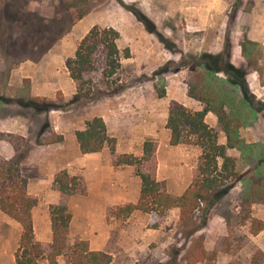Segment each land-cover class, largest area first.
<instances>
[{"label":"rangeland","instance_id":"1","mask_svg":"<svg viewBox=\"0 0 264 264\" xmlns=\"http://www.w3.org/2000/svg\"><path fill=\"white\" fill-rule=\"evenodd\" d=\"M129 8L140 12L144 22ZM94 26L113 28L120 34V67L112 77L106 76V62L103 56L98 57L93 85L85 95L76 96L78 86L66 63ZM248 41L259 45L253 55L263 68L262 76L249 66ZM221 52H228L235 65L249 72L248 93L255 111L241 104V94L231 95L233 108L227 109L233 111L229 118L239 126L240 139L254 153L246 159V149L227 147L225 154L231 161L226 164L218 158L216 171L212 168L201 175L203 148L195 143L171 145L166 125L175 103L193 112L204 109L201 101L189 95L190 66L204 53ZM205 74L200 72L199 76L203 79ZM219 78L224 80L225 76L219 74ZM212 84L219 89L222 86L220 82ZM36 97L56 102V108L38 109L31 102ZM104 101L111 102L112 110L122 112L112 125L122 143L127 136H133L135 144L140 142L137 149L147 140L155 142L158 180L165 182L169 193L179 197L199 178L200 183L217 181L222 195L212 202H201L185 219L180 208L164 215L137 210L124 219L115 216L118 206L110 207L105 221L111 235L94 244L90 230L104 218L100 212L96 217L84 214L94 213L95 205L81 173L75 176L85 181L83 194L66 197L54 184L44 190L28 186L29 193H39L36 210L41 215L54 203L66 204L76 214L69 245L88 240L91 248H103L111 254L112 264H190V252L200 235L212 257L198 264H250L258 250L264 252V230L258 236L250 233L253 219L264 222V201L254 203L249 215L242 209L243 178L253 165H258L255 186L264 183V165L255 159L256 154H264V0H0L1 158L11 159L18 153L24 157L23 175L38 177L40 167L31 169L29 159L44 162L53 155L50 159L57 161L59 155L53 149L64 143L73 157L76 132L85 129L86 121L98 114ZM136 109L142 113L138 117L134 116ZM206 122L217 134L218 144L227 146L228 138L217 116L209 112ZM215 122L216 128L212 126ZM117 144L116 139V151ZM46 148L49 151L44 153ZM117 156L115 153V159ZM142 171L149 172L147 167ZM86 221L88 230L81 226ZM21 234V225L0 210V264H16ZM43 245L49 251V245ZM40 264L50 262L45 259ZM57 264H68L66 257H59Z\"/></svg>","mask_w":264,"mask_h":264},{"label":"trees","instance_id":"2","mask_svg":"<svg viewBox=\"0 0 264 264\" xmlns=\"http://www.w3.org/2000/svg\"><path fill=\"white\" fill-rule=\"evenodd\" d=\"M130 11L136 15L138 20L144 22L140 12L132 8ZM119 39L120 34L115 29L94 26L81 40L74 58L67 60L66 63L71 78L78 86L76 96L85 95L93 85V73L97 69L98 57L103 56L106 62L107 68L104 70L106 76L115 75L121 61ZM258 46L256 42H246V58L249 66H252L262 76L263 68L258 58L253 55V51L257 50ZM129 56L128 52L125 57ZM190 69L189 95L201 101L205 107L200 111L193 112L182 104L175 103L171 106L166 125L167 129L171 131L170 144L173 146L193 143L200 145L204 150V164L200 167L201 175L206 174L207 170L212 168L216 171L218 158H223L226 164L231 161L225 154L227 147H238L243 151L246 149L248 154H245V158L248 159L254 150L240 139L239 126L232 123L229 118V116H233V111L228 112L227 109L233 108L232 96L241 94L239 100L241 104L255 111V103L248 93V69L235 65L228 52L204 53L194 59ZM200 72L206 73L203 79L199 76ZM219 74H223L225 79L219 78ZM213 81L222 83L220 89L213 86ZM226 91H230L231 94H226ZM31 102H35L38 109H41L42 106H45L44 109L47 107L56 108V102L40 97L33 98ZM209 112H213L221 123L228 138L227 146L218 144L217 134L207 124L206 116ZM185 131L187 134H184ZM76 138L83 154L101 152L106 146L113 154L116 153V138L109 135L107 125L102 117L96 116L87 120L85 129L76 132ZM16 151H18V147ZM156 152L155 142L147 140L143 145L142 157L134 154H122L116 157V167L134 166L137 175L142 180L138 202L117 207L115 210L117 218L127 219L137 210L164 215L173 208H180L181 216L185 219L193 215L201 202H212L215 198L221 197L222 194L218 191L221 188L217 181L207 179L200 183L199 178L183 195L175 197L169 193L166 190L165 182H160L157 179ZM255 159L260 162L261 166L264 165V154H256ZM23 160L24 157H20L18 153L11 159L0 157V210L22 227L19 250L16 253V264H40L45 259L50 264H57L61 256L66 257L68 264H112L113 256L105 251L92 250L88 240H79L72 246L69 245L73 214L66 204L50 205L53 240L49 251L35 239L33 211L38 206L39 199L29 194V181L22 173ZM144 167H147L149 172H143L142 168ZM256 171H258L257 164L253 165L243 178L245 192L242 197V209L248 212V215L254 203L264 201V183L255 186V179H253L257 174ZM54 187L66 197L86 192L83 177L72 176L67 170H62L55 177ZM207 211L208 209L205 210V212ZM263 230L264 222L253 219L250 233L253 236H258ZM263 253L262 250H258L251 258L250 264H262ZM210 257L212 256L204 246V236L200 235L190 252L189 263L198 264ZM230 264L242 263L232 261Z\"/></svg>","mask_w":264,"mask_h":264},{"label":"crops","instance_id":"3","mask_svg":"<svg viewBox=\"0 0 264 264\" xmlns=\"http://www.w3.org/2000/svg\"><path fill=\"white\" fill-rule=\"evenodd\" d=\"M110 103V101H104L100 108L101 110H98V114L96 113L93 118L96 116L102 117L107 125L109 135L118 140L116 156L120 154H134L138 157H142L143 147L137 149V146L140 142L137 141V144H135L136 142L133 136H127V139L125 138V143H122L120 141V138L112 125L117 122V119L122 115V112L112 110L110 107ZM143 105V101L140 100V106ZM124 113L128 114L130 112L125 111ZM131 114L134 113L132 112ZM141 114L142 113L136 109L134 116L138 117ZM215 125L212 126L216 128L218 122H215ZM133 126L134 124L131 125V127ZM47 151H49V148H46L44 150V153H46ZM53 151H55V153L59 155V160L52 161L50 158L53 155L47 156L44 159V162H41L40 160L33 157L29 159V162H31V169H35L39 166L40 168L37 171L41 173L38 177L33 179H29L27 175L29 187L31 189L32 187H38L41 190L48 189L51 184H54L56 176L55 174L61 172L62 170H67L72 176H75L77 173H81V175H83L85 180L87 181V193L91 196V198H94L93 203L95 205L94 213H92V211H88L84 214H86L88 217H92L93 215L96 217L99 216L98 212H100L101 218H104V223L99 221L98 224H96L93 229L90 230L95 236L94 244L97 242H99V244L101 242H105L111 235V228L105 221L108 209L110 207L136 204L140 198L142 180L138 175L135 174V167H116L114 164L115 154L110 151V148L108 146H106L101 152L83 154L78 143L76 149L74 150L73 157H71L70 153H68L66 143L57 145L53 149ZM24 169L27 171V168L25 166H23V170ZM29 194H33V196L39 197V193L37 192H31ZM72 214L73 219L70 227L69 244L71 231L77 221L76 214H74L73 212ZM88 222L89 221H86V223H82L81 225L85 230L89 229ZM33 224L35 239L42 244L49 245L50 248L53 240V228L50 209L49 212L41 215V213H39L35 208L33 211ZM91 249L104 251L103 248L99 247H93Z\"/></svg>","mask_w":264,"mask_h":264}]
</instances>
